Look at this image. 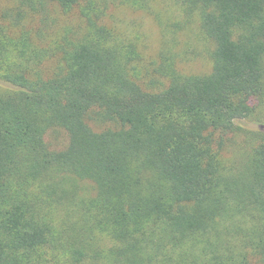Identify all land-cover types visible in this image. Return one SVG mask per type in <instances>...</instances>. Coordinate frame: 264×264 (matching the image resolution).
Wrapping results in <instances>:
<instances>
[{"label":"trees","instance_id":"trees-1","mask_svg":"<svg viewBox=\"0 0 264 264\" xmlns=\"http://www.w3.org/2000/svg\"><path fill=\"white\" fill-rule=\"evenodd\" d=\"M262 106L264 0H0V264H264Z\"/></svg>","mask_w":264,"mask_h":264},{"label":"rangeland","instance_id":"rangeland-1","mask_svg":"<svg viewBox=\"0 0 264 264\" xmlns=\"http://www.w3.org/2000/svg\"><path fill=\"white\" fill-rule=\"evenodd\" d=\"M155 31V28L153 29ZM199 67L202 69L204 66L202 64H198ZM262 118L264 119V106H262ZM250 125L258 126L257 124H254L253 122L250 123ZM47 141H49L55 148H61L64 145H66L69 141L68 134L63 129H54L48 132L46 135Z\"/></svg>","mask_w":264,"mask_h":264}]
</instances>
